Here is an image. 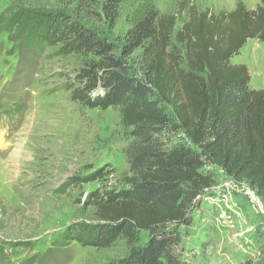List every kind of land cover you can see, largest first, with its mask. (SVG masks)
<instances>
[{
    "label": "trees",
    "instance_id": "obj_1",
    "mask_svg": "<svg viewBox=\"0 0 264 264\" xmlns=\"http://www.w3.org/2000/svg\"><path fill=\"white\" fill-rule=\"evenodd\" d=\"M65 1L63 10L16 7L3 19L25 44L83 59L70 100L118 112L127 172L119 190L83 200L94 216L64 238L96 251L120 245L121 256L103 264H184L182 228L211 186L205 163L254 189L264 206V90L231 63L247 40L264 42V0L217 13L183 0L178 14L151 0L128 10L129 0ZM103 180L105 171H95L63 188Z\"/></svg>",
    "mask_w": 264,
    "mask_h": 264
},
{
    "label": "rangeland",
    "instance_id": "obj_2",
    "mask_svg": "<svg viewBox=\"0 0 264 264\" xmlns=\"http://www.w3.org/2000/svg\"><path fill=\"white\" fill-rule=\"evenodd\" d=\"M151 1L159 11L175 14L183 0ZM189 1L213 13L229 12L237 2L247 10L261 3ZM66 5L65 0H0V264H103L121 256L120 245L96 251L64 238L70 225L92 220L93 208L83 201L90 193L123 187L127 141L119 114L73 103L67 89L83 59L59 55L55 46L25 44L3 19L16 7L47 11ZM231 63L247 68L252 89L264 90V42L247 40ZM95 171H105V180L63 188L69 178ZM204 171L211 186L201 191L190 225L182 228L180 258L184 264H264L260 197L215 165L205 163Z\"/></svg>",
    "mask_w": 264,
    "mask_h": 264
}]
</instances>
